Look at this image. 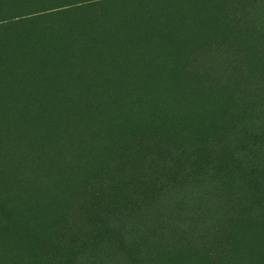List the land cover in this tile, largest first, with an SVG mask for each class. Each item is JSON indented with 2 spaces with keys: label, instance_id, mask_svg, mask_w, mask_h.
<instances>
[{
  "label": "rangeland",
  "instance_id": "374dc122",
  "mask_svg": "<svg viewBox=\"0 0 264 264\" xmlns=\"http://www.w3.org/2000/svg\"><path fill=\"white\" fill-rule=\"evenodd\" d=\"M21 1L33 12L32 0ZM109 1L51 17L49 31L26 18L5 40L19 60L0 90V162L16 170L0 175L1 184L13 181L0 207V264H128L129 251L140 264H264V107L253 90L259 73L264 80V45L246 48L243 33L264 20V0ZM233 51L245 53L242 80L221 65ZM137 95L174 119L166 139L143 136L155 109L136 110ZM99 102L117 112L100 122L92 112ZM170 136L186 145L175 158ZM231 136L244 151L260 138L253 183L232 170ZM32 146L68 156L50 172L65 186L56 201L44 185L19 184L28 170L18 153L32 154ZM75 158L90 170L80 171ZM212 172L207 201L195 177ZM124 217V226L113 223ZM91 236L99 240L86 255Z\"/></svg>",
  "mask_w": 264,
  "mask_h": 264
},
{
  "label": "trees",
  "instance_id": "16d2710c",
  "mask_svg": "<svg viewBox=\"0 0 264 264\" xmlns=\"http://www.w3.org/2000/svg\"><path fill=\"white\" fill-rule=\"evenodd\" d=\"M7 1L6 8L0 7V46L2 50H0V90L3 89L4 84L6 83V77L14 72V69L11 68L16 63H18L19 56L17 51H11L8 50L5 46V40H9V31L13 28L17 27L20 28L23 23H25L26 18H31L32 21H39L38 25L42 26L41 30L43 31H49V28L52 27L51 23L49 22V19L51 17L57 16V15H63V14H71V15H78L80 12L87 8H96L106 3H111L109 0H61L57 3H55L52 6L45 5L46 2H49L51 0H47L46 2H43V0H32V11H28V4L27 6L24 5V3L21 0H0L1 2ZM115 1V0H112ZM122 1V0H120ZM238 2L240 0H237ZM96 6V7H95ZM31 12V13H30ZM32 15V16H30ZM30 16V17H27ZM210 19V18H209ZM264 20H259L258 17H256L255 22L251 21V24H247V26L244 27L243 33L246 36V39L248 40V43L246 44L247 47H251L252 44L255 41H261V47L264 45V26H263ZM231 23L234 24V20H231ZM43 24V25H42ZM232 28L230 30H235L234 25L231 26ZM22 31V28L20 29V32ZM167 32L166 27H163L160 29V34L164 35ZM16 33V32H14ZM226 41V40H224ZM230 42V41H229ZM230 45V46H228ZM217 47L224 46L227 49H239L238 44L231 42V43H225L220 42L216 45ZM247 50V49H246ZM245 50V51H246ZM234 56H227L222 57L223 62L221 63L222 66L225 65L226 69L233 70L230 78L232 80H242L243 77H248L247 72L249 73V69H246V64L244 63V55L245 53L243 51L240 52V55L236 54L233 51ZM239 56V57H238ZM236 57H238L236 59ZM237 64V66H236ZM236 66V67H235ZM243 76V77H242ZM211 76H208L209 81L208 83L217 82L215 80V77L210 78ZM263 75L259 73V77H256V80L254 81L253 90H254V100L260 101L262 106L264 107V80L262 79ZM214 84V83H213ZM78 98L83 99V96L81 94L77 95ZM152 97V96H151ZM153 104H149L147 100L143 98V95H137L134 98V104L133 107L136 110H143L146 109L149 105L155 109V113L153 118H151L149 115H147L146 111L145 115H147V119L149 123L152 125L150 128H146L143 132V136L149 138L152 133H159L163 135L164 139L167 138L169 134H171L173 128H174V119L170 118L169 115L166 114L165 111L160 110L158 108V102L156 100L153 101ZM158 109V110H157ZM116 110H109L108 104H105L103 102H99L97 106L93 109L92 112L96 113L97 119L100 122H103V119H108L111 113H114ZM117 112V111H116ZM119 112V111H118ZM178 114V111L175 113ZM83 125L89 130L87 123L89 124L90 121H84ZM83 123V122H82ZM176 124V123H175ZM230 127V125L228 126ZM96 128V127H95ZM253 130H259L260 125L258 121H255V123L252 125ZM97 129V128H96ZM99 132V129H97ZM227 134L226 136L228 135ZM181 132L179 136H181ZM172 142H178V144H173L170 146L171 152H173L172 157H177L178 155H181L183 153V149L186 146L183 142L184 138L180 137H171ZM255 145L252 146V151L245 148V151L243 149L238 148L239 144H237L236 140H233V136H231V144H233V154L236 156L235 161L232 164V170L235 169L236 172H240L243 169V172L241 174L243 175V180L246 179L247 182L253 183L257 179L259 175V169H258V162H257V152H258V142H260V138L257 137L255 139ZM73 143H66V146H71ZM185 145V146H184ZM264 146V143H263ZM53 147V145L51 146ZM50 147V148H51ZM39 148V147H38ZM50 148L47 151V155L41 154L39 149H37L36 146H32V154L28 151L27 148L21 147V153L20 159L18 162L19 167H25L27 171V175H24L22 179L19 181V184L23 183H29L34 182L33 187L35 186H45L48 189L46 192L48 193V196H50L54 201H56V190L58 187L65 190V186L60 185L59 183H56L57 181L55 179H50V177L53 175L50 173L60 162V159L65 160L68 158V156L64 155H58L57 151L58 149ZM188 152L189 148L187 147ZM186 149V150H187ZM99 156L98 154H95L92 158V160L97 159ZM0 159H2L0 157ZM75 160L78 161L77 168L80 169V171H89V161L87 159H84L81 161L78 158H75ZM179 164H181L179 162ZM182 165V164H181ZM64 167H67L65 164ZM16 170L12 168L7 167L6 164H2L0 162V175L4 174L9 176V173H15ZM8 173V174H7ZM17 175V174H16ZM10 177V176H9ZM218 176L212 172L209 173L207 176L205 175H199L195 177V181L199 182L202 186V191L207 197V201L209 200V196L212 194L213 185L215 181L217 180ZM4 179V177H2ZM98 180V176L93 178ZM56 182H55V181ZM12 180L7 181L5 184L0 183V207L3 206L5 198L4 194L8 192L11 189ZM31 183V185H32ZM59 184V185H58ZM109 189L112 188V186H107ZM32 189V188H31ZM117 195H121L120 192H116ZM207 205V202H206ZM207 207V206H206ZM203 212H208V210H204ZM196 216L199 217L200 221L197 223L195 228L201 231V229L204 227L202 226L203 217H200L199 214L196 212ZM189 218L193 217H186L188 220ZM129 217H124L122 220H115L113 223H117L118 226H124L125 223H127ZM133 221V219H132ZM135 223V222H134ZM136 224V223H135ZM110 227V226H109ZM112 227V226H111ZM132 228H136L133 226ZM97 230V228L95 229ZM203 230V229H202ZM101 235V234H100ZM99 240V236L90 238L88 237V240L84 242L87 252L86 255L91 254L89 251H93L94 244ZM133 240H137L138 242H141L144 240L143 237L137 236L134 237ZM148 245V244H146ZM78 246L75 248L77 250ZM85 251V250H84ZM103 252V251H102ZM130 252V251H129ZM129 252H125L124 255L127 258L128 264H140V257L134 256L130 254ZM3 252H0V261L2 260L4 254ZM87 257V256H86ZM74 257H71L69 259L72 262L71 259Z\"/></svg>",
  "mask_w": 264,
  "mask_h": 264
}]
</instances>
